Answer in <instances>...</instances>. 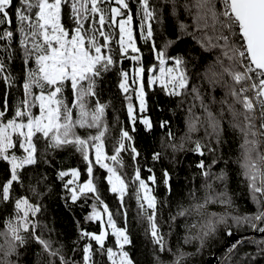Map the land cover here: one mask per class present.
<instances>
[{
  "label": "snow or ice",
  "instance_id": "1",
  "mask_svg": "<svg viewBox=\"0 0 264 264\" xmlns=\"http://www.w3.org/2000/svg\"><path fill=\"white\" fill-rule=\"evenodd\" d=\"M135 2L134 13L131 0H19L18 5L14 0H0V25H8L0 32V41L5 42L0 44V53L3 54L0 55V79L8 88L16 86L17 77L11 68L14 58L19 55L23 64V98L17 100L11 118L5 119L9 108L6 93L3 110H0V161L6 162L10 170V179L3 184L0 199L8 202L12 198L14 182L24 186L26 169L35 168L41 162L53 167V161L48 157H54L55 152L71 146L85 162L87 178L80 182L79 168L59 170L57 178L63 181L65 192L61 199L69 211H73L72 206L77 202L81 208L88 205L90 211L84 215V222L100 225L99 233L92 232L76 220L78 238L73 244L88 241L83 246L82 264H100L94 259L96 253L101 257L106 255L109 264H134L126 250L133 243L124 203L130 184L135 185L138 217L147 221L146 231L153 245L159 253L167 252L173 257L168 264H186L189 257L201 254L217 238L221 226L230 237L234 228L239 231L243 227L264 234V0H160L159 6L150 0ZM181 10L186 18L191 19V24L179 19ZM169 14L176 18L182 34L192 35L205 51L215 52V60L202 75L213 91L217 86L224 90L218 115L205 101L207 93L202 90V84H191L190 87L188 60L182 55H169L168 49L174 41L168 40L157 49L153 25L163 29ZM13 15L19 34L18 50L12 47ZM134 15L139 22V38L151 44L158 66L154 64L147 69L144 66L143 54L137 46ZM65 16L71 22L70 27L65 23ZM190 28L193 31L189 32ZM125 59L132 61L130 70L122 67ZM169 61L171 66H167ZM118 65V88L126 102L133 132L137 122V106L133 97L138 101L140 123L146 131L153 128L151 118L143 115L148 111L146 71L150 88L159 85L167 96L180 97L181 105L187 102L184 135L177 138L170 122L162 120L161 128H168V131L167 144L162 140L161 147L170 149L173 159L177 153L185 151L201 157L195 167L199 169L204 196L198 198L196 187H192L188 193L190 203L187 206L178 203L176 213L170 214V231L167 234L161 231L157 219L158 206L163 207V202L154 191L155 172L148 167L146 171L150 175L147 179L141 177V164L138 162L141 153L135 146L134 137L121 126L119 138L112 145V153L106 150L109 133L107 110L111 101L101 102L100 84L104 74ZM217 67L219 71H216ZM211 101L217 102L214 96ZM225 107L229 128L243 138L239 166L247 182L249 198L256 208L253 213H239L228 191V162L224 161L225 167L218 172L213 171L223 158V145L226 143L223 127ZM37 108L38 114L33 111ZM78 128L96 131L95 134L81 136ZM201 129L203 138L193 139V133ZM38 139L45 142L39 155ZM17 150L22 154H17ZM129 151L134 173L131 180H126L118 168L124 167L121 153ZM161 155V152H154L152 160L159 161ZM206 156L211 157L207 163ZM96 166L107 173L105 179L109 191L116 195L123 209V226H119L115 218L121 214L120 211L114 214L101 196L94 177ZM65 177L69 179L65 180ZM163 177L171 194L173 177L167 170H164ZM46 180L47 175L41 174L35 185L29 184L30 191L40 199L46 193L38 191V186ZM194 181L195 174L190 183L194 185ZM217 184L219 188L215 187ZM48 191H51L50 187ZM210 203L233 211L212 212L205 217L201 209ZM42 208V203H33L28 196L14 198V213L0 231V264H29L25 257L29 255L26 246L30 239L39 245V250L34 253L35 264H57V261L59 264H80L66 257L63 243L56 246L58 242L51 238L54 229L42 225L37 219ZM193 213H198L201 219L185 224L182 239L185 245L196 241V251L185 252L179 245L173 250L169 239L171 225L178 217L191 218ZM40 228L47 229L49 236L45 237L43 231L38 233ZM192 229L197 231L193 233ZM109 235L114 237L115 248L105 247ZM245 241L256 244L264 254V236L259 240L245 236L228 245L222 264H249L245 259H235L238 246H243ZM93 242L98 246L95 251ZM76 251L74 247L73 252ZM247 255L251 256L250 253ZM154 259L155 264H166L160 256Z\"/></svg>",
  "mask_w": 264,
  "mask_h": 264
},
{
  "label": "trees",
  "instance_id": "2",
  "mask_svg": "<svg viewBox=\"0 0 264 264\" xmlns=\"http://www.w3.org/2000/svg\"><path fill=\"white\" fill-rule=\"evenodd\" d=\"M19 0H14V4L18 5ZM150 3L156 4L159 6L160 0H150ZM130 6L135 13L137 4L135 0H131ZM167 7V6H166ZM67 7L65 12H67ZM65 23L70 27L71 22L68 21L67 16H65ZM180 20H184L185 23L191 24V19L186 18L183 10L180 11ZM138 20L134 15L133 25L137 30V46L140 47L141 53L143 54V63L145 68H149L152 65L158 66V61L155 59V54L151 49L150 43H145L139 38L138 32ZM8 25H1L0 32H2ZM12 30L14 32L13 44L12 47L19 49V34L16 32V20L13 15V24ZM87 27V25H86ZM154 28V40L156 42L157 49L163 46V44L172 40L174 43L168 49L170 56L182 55L186 60H188L189 75L191 77V84H202V90L207 93L205 96V101L210 104L211 110L219 114V110L222 105L219 104L220 99L224 96V90L217 86L215 91L204 81L202 73L205 71L206 67L215 60L214 51H205L201 48L200 44L197 43V40L193 38L192 35L182 34L176 18L171 17L170 14L166 15L165 24L163 29L159 28L157 25H153ZM193 31L192 28L189 29V32ZM118 32V30H117ZM199 35V33H197ZM5 43L0 41V44ZM0 55H3L0 53ZM118 58V55H117ZM171 65V61L169 64ZM119 67L112 69L103 76L102 83L100 84V99L101 102L111 101V105L107 110V120L109 125V133L106 138V150L109 154L112 153V145L119 138L121 126L127 129L134 137L135 146L140 151L141 156L138 158V162L141 164V177L147 179L150 175L146 171V168L151 167L156 175V185L154 187L155 194L158 196L159 200L163 202V207L158 206V223L161 224V231L164 233H169L170 231V214H175L177 211L178 203H183L187 206L190 203L188 196L189 191L193 186L196 187V195L198 198L204 196V192L201 189L202 179L199 176V169L195 165L201 159L200 156L194 154L191 151L180 152L175 155L173 159V154L170 149H165L161 147V141L163 140L167 144L166 133L168 128H161L160 122L169 121L170 127L173 134L179 138L183 136L186 131V126L184 123L187 108V102L183 105L180 104V97H170L165 94V92L155 85L152 88L148 86V72L145 73V91L148 94V111L143 113L144 116L150 117L152 120L153 128L152 130L146 131L144 125L140 123V113L138 109V101L133 97V103L137 106V122L135 125L136 131L133 132L132 124L128 119L126 102L118 88L119 83ZM122 67L125 70H130L132 67V61L125 59L123 61ZM11 68L13 73L16 75V86L8 88L3 79H0V110H3L4 99L7 93L8 98V112L5 119L11 118L14 113V106L17 100L23 98V64L22 61L17 55L12 64ZM216 71H219V68H216ZM227 79V77H225ZM154 88V90H153ZM69 97V102L71 101L70 89L67 93ZM215 97L216 103H212L211 97ZM191 97H188L190 100ZM237 107H239L237 105ZM34 113L38 114V108L33 110ZM199 112V109H197ZM75 115V113H74ZM118 118V120H117ZM229 119L227 115V109L225 107V118L223 127L225 129L224 139L226 143L223 145V158L220 163L216 164L213 167L214 172H218L221 168L225 167L224 161H227V170L229 172V182H228V191L232 195L235 204L239 208V213H253L256 211L255 205L251 202L248 195L247 182L244 181L241 175V169L239 166V159L241 154L240 144L242 142V136L239 135L233 129H230L227 123ZM95 129H77V132L81 136H87L89 134H95ZM204 131L201 129L197 133H193V139L203 138ZM45 142L43 140H37L38 155L41 150H43ZM154 152H161L162 155L159 161H153L152 155ZM17 154H22L17 150ZM123 157L124 167L122 169L118 168L119 173L126 180H131L134 173V162L131 157V153L125 152L121 153ZM49 160L53 161L54 166L49 167L42 162L37 165L35 168H29L25 171L27 172L26 176H23L24 186L21 187L19 184H13L12 198L8 202H3L0 199V231H3L5 221L11 217L14 213V198L21 196H28L29 199L35 203L40 202L44 205L42 208L41 214L37 217L41 221L42 225H47L49 229H54L51 233V238L58 243L56 246H59V243L64 244V253L68 259H73L79 261L82 264L83 257V246L88 241L81 240L79 245H74L73 241L78 238V231L76 220L81 221V226L86 228L88 231L97 232L100 231L99 223H85L83 220L84 215L90 211V207L86 205L84 208H81L80 202H77L76 205L72 206L73 211H69L65 208L64 200L61 199L65 195L63 190V181L57 178V172L61 169L69 168H79L81 170L80 182H83L87 178L86 173V164L83 161L79 153L68 146L62 151H57L53 156L48 157ZM206 163L210 161L211 157H204ZM167 170L172 175V192L168 193L167 188L164 185L163 172ZM41 174L47 175V180L38 186V191L46 193L42 199L37 195H34L29 189V184L35 185L37 177ZM195 174L194 185L190 183ZM23 175V174H22ZM107 173L100 169L98 166L94 168V177L96 182L100 187V193L103 200L108 204L109 208L115 214L118 210L120 215L115 216L119 226H123V209L120 207V202L117 199L116 195L112 194L109 191V185L105 179ZM31 177V179H29ZM10 179V170L6 162L0 161V193H2L3 184ZM65 180L69 177H65ZM150 186H152L150 184ZM50 187L51 191H48ZM215 187L219 188L220 185L217 184ZM135 185L130 184L128 189V194L125 196V207L127 208V220H128V229L132 237V245L126 250L130 252V255L134 261V264H155V256H160L161 260L165 261L166 264L172 261L173 257L171 254L165 252L163 254L159 253L157 247L153 245L150 234L146 231L148 228V223L143 217H138V208L136 199L134 196ZM91 201H89V204ZM226 211H233L232 209H227L224 206L219 204H208L206 208L201 209V212L204 213L206 217L207 214L216 212L223 213ZM201 217L198 213H193L191 218L178 217L175 221V224L171 225V236L170 243L173 247V250L176 249L179 245L185 252H195L198 246L196 241H193L191 244H183V236L185 235V224L193 223L200 220ZM44 232L45 237L49 236L47 229L40 228L37 230ZM197 229H192V232L195 233ZM233 234L241 238L255 237L257 240L261 238L259 233H254L247 227L241 228L237 231L233 229ZM228 240V235L226 234L225 229L221 226L218 232L216 239L210 242V245L205 247L201 254L189 257L186 261V264H206L207 260L212 256H217L219 258V263L222 264L223 254L226 250V243ZM2 242V239H0ZM115 248L114 237L109 235L105 247ZM29 255L25 259L29 260V264H35V255L34 253L39 250V245L35 243L34 240H29L28 245ZM76 247L77 251L73 252V248ZM98 246L93 242L94 251ZM238 256L235 257L236 260L245 259L249 264H264V254H262L254 243H249L245 241L243 246H238ZM251 254L248 256L247 254ZM45 261L47 257L45 256ZM94 259L100 261V264H109L107 261L106 255L101 257L99 253H96ZM57 264L59 262L57 261Z\"/></svg>",
  "mask_w": 264,
  "mask_h": 264
},
{
  "label": "water",
  "instance_id": "3",
  "mask_svg": "<svg viewBox=\"0 0 264 264\" xmlns=\"http://www.w3.org/2000/svg\"><path fill=\"white\" fill-rule=\"evenodd\" d=\"M260 236H264V234H260ZM240 239L239 236L236 234H233L231 237L228 236V240L226 243V248L228 247L229 244L234 243ZM219 263V258L217 256H212L207 260L206 264H218Z\"/></svg>",
  "mask_w": 264,
  "mask_h": 264
},
{
  "label": "rangeland",
  "instance_id": "4",
  "mask_svg": "<svg viewBox=\"0 0 264 264\" xmlns=\"http://www.w3.org/2000/svg\"><path fill=\"white\" fill-rule=\"evenodd\" d=\"M0 27H1V25H0ZM167 66H171V65H167ZM109 231H110V229H109Z\"/></svg>",
  "mask_w": 264,
  "mask_h": 264
}]
</instances>
